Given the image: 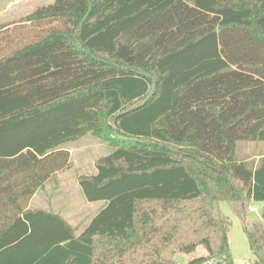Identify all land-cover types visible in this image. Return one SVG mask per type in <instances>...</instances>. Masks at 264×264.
<instances>
[{
    "label": "trees",
    "instance_id": "trees-1",
    "mask_svg": "<svg viewBox=\"0 0 264 264\" xmlns=\"http://www.w3.org/2000/svg\"><path fill=\"white\" fill-rule=\"evenodd\" d=\"M20 23L0 34V264H177L163 253L177 231L143 201L195 203L197 239L179 252L234 264L214 212L264 203V157L237 158L264 144V0H54ZM89 133L114 150L80 178L107 205L76 237L29 204ZM249 237L259 254L264 221Z\"/></svg>",
    "mask_w": 264,
    "mask_h": 264
},
{
    "label": "rangeland",
    "instance_id": "rangeland-1",
    "mask_svg": "<svg viewBox=\"0 0 264 264\" xmlns=\"http://www.w3.org/2000/svg\"><path fill=\"white\" fill-rule=\"evenodd\" d=\"M54 0H0V34L18 31L23 24L21 19L27 17L38 7L53 3ZM70 153V167L56 173L54 178L36 193L31 199V210H44L67 219L75 231L83 230L92 217L99 212L100 202H88L79 181L81 177L92 176L97 172L99 159L111 154L114 148L106 141L92 133L61 146ZM237 158L257 164L264 157V144L240 143ZM238 184V182H236ZM173 208L165 210L160 202L139 204L140 212H145L154 220L155 225L166 226L177 231V238L163 253L177 264H187L194 258L208 255L203 246L194 253L186 254L178 250L181 243L197 239L193 229L200 222L196 219L195 203L172 204ZM104 207V206H103ZM179 207V208H178ZM183 212H182V211ZM157 213V217L155 214ZM215 216L227 218L231 222L229 244L234 264H264V248L257 254L252 248L249 232L256 221H264V203L254 201L219 202L215 205ZM161 215V216H160ZM161 217H163L161 219ZM181 230H180V229ZM156 244V241H154ZM129 264L128 260H126ZM126 263V262H125ZM132 264V263H130ZM208 264H218V259H212Z\"/></svg>",
    "mask_w": 264,
    "mask_h": 264
},
{
    "label": "crops",
    "instance_id": "crops-1",
    "mask_svg": "<svg viewBox=\"0 0 264 264\" xmlns=\"http://www.w3.org/2000/svg\"><path fill=\"white\" fill-rule=\"evenodd\" d=\"M96 174V173H95ZM48 183V182H47ZM35 196H36V194H35ZM104 204H106L107 205V203L106 202H104ZM106 205H102L101 207H99L98 209H99V212L103 209V208H105L106 207ZM104 206V207H103ZM99 212H97V214H95L93 217H92V219L90 220V222L88 223V225L83 229V230H81V231H79V232H77V231H75V235H76V237H79L84 231H85V229L90 225V223L92 222V220L99 214ZM62 217V216H61ZM63 218V217H62ZM64 219V218H63ZM65 221H67V219H64ZM68 222V221H67ZM69 223V222H68ZM70 225H71V223H69ZM73 228H74V226H73Z\"/></svg>",
    "mask_w": 264,
    "mask_h": 264
}]
</instances>
